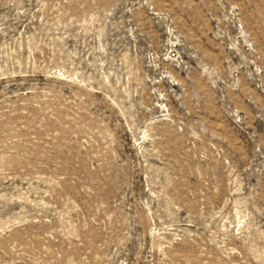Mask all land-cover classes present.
<instances>
[{
    "label": "rangeland",
    "instance_id": "1",
    "mask_svg": "<svg viewBox=\"0 0 264 264\" xmlns=\"http://www.w3.org/2000/svg\"><path fill=\"white\" fill-rule=\"evenodd\" d=\"M0 264H264V0H0Z\"/></svg>",
    "mask_w": 264,
    "mask_h": 264
}]
</instances>
